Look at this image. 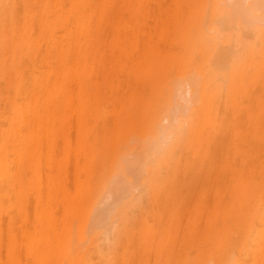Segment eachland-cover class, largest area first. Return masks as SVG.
Here are the masks:
<instances>
[{"label": "bare ground", "instance_id": "obj_1", "mask_svg": "<svg viewBox=\"0 0 264 264\" xmlns=\"http://www.w3.org/2000/svg\"><path fill=\"white\" fill-rule=\"evenodd\" d=\"M0 264H264V0H0Z\"/></svg>", "mask_w": 264, "mask_h": 264}]
</instances>
